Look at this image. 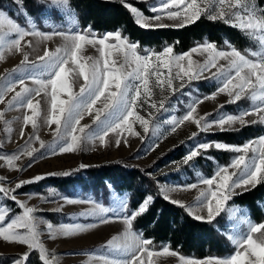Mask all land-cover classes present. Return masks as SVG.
Masks as SVG:
<instances>
[{
	"label": "snow or ice",
	"instance_id": "1",
	"mask_svg": "<svg viewBox=\"0 0 264 264\" xmlns=\"http://www.w3.org/2000/svg\"><path fill=\"white\" fill-rule=\"evenodd\" d=\"M20 2L22 3V0ZM121 2L134 15L135 22L141 28L170 26L152 23V21H161L164 15H167L169 20L177 21L175 25H172L175 27H185L206 16L210 21L220 20L234 28L246 31L249 36L258 39L261 47L264 48V8H258L256 0H218V5L215 0H160L158 6L151 7L154 13L152 17L143 15L126 0ZM51 4L62 11H70V0H51ZM29 23H32L30 18ZM52 28V31L45 33L37 30L33 24L31 30H26L5 12L0 11V58H2L3 50L22 52L23 46H30V41L22 46V41L29 36L43 40L59 36L65 41L63 48H56L54 51L45 49L43 55L38 58L40 62L38 64L30 63L28 54L23 53L20 65L13 69V72L25 71L27 66L38 70L36 76L12 79L11 74H6L0 77V103L5 102L7 93L14 92L11 100L6 102V107L9 110L18 108L30 110L31 116L27 114L23 116V125L31 124L34 131L38 127L37 117L40 115V101L34 102V95L40 96L43 92L46 97L50 96L49 111L45 120L48 125H55L54 146L50 155H55L57 152H73L87 143L95 145L97 141L103 146L106 143L105 138L110 133L126 130L131 135H136L132 127L136 122L141 125L145 133L149 132L150 120L141 116L138 110L144 103H148L146 98L152 95L153 77L155 87L164 92L166 88L173 89L174 79L183 80L187 77L190 81L198 80L204 72L215 68L212 78L220 81L219 92L226 93L235 102L240 101L242 97H248L254 102L253 106L238 115L230 114L218 120L208 121L204 117L199 119L194 117L196 103L202 102L194 101L186 114L171 121L172 131L185 121L195 124L201 131L210 130L214 124L221 130H227L225 125L230 127L237 122L244 125L246 115L264 112V52L253 53L257 57L253 60L246 58L235 48L231 51L218 50L212 42L193 47L189 52L182 54H175L173 48L169 46H165L158 52L151 50L142 52L136 42L123 36L120 31L96 36L91 30L66 33L57 29L55 25H52ZM84 45L93 47L98 45L99 58H84L90 62L82 63L79 53ZM112 49H115L122 58L119 66L112 59ZM192 53H207L208 56L201 64L191 58ZM219 59L227 60V67L217 66ZM185 60L186 65L183 63ZM69 62L78 69L79 76L84 80L79 93L74 94L70 91L71 70L65 67ZM174 69L176 71L173 75ZM162 70H167V74ZM29 78L37 87L30 88L26 85V79ZM17 85L21 86L19 91L15 90ZM183 86V84L180 85L181 88ZM61 94L67 96V99H61ZM214 96L215 94H212L203 99H214ZM102 98V107H95ZM156 107L155 103L149 104L150 109ZM164 107V100H161L159 108ZM85 113L93 117L95 128L81 125ZM4 115L5 113L0 111V121L5 125V130L10 131L7 128L9 121L3 120ZM252 123L257 121L253 120ZM259 123H264V115L260 116ZM20 134L23 136V127ZM196 135L193 133V137ZM58 141L60 143H57ZM30 142L31 138L28 143ZM120 142L119 139L116 141L118 146ZM41 147L44 145L41 144ZM213 147L216 150L231 151L237 155L232 158L230 164L218 166L213 175L201 177L199 181V184L205 185L206 188L201 189L197 197L198 207L206 210V216L198 215L191 210L189 214L196 220H206L209 223L225 210L227 201L233 195L239 194L235 192V189L246 191L264 183V136L245 142L243 145L203 142L190 150V153L183 158V162L188 164L193 158L203 155ZM34 151H29L27 155L32 157ZM22 154L21 151L10 155L5 154L0 158L7 162V167L11 170L15 167L14 162ZM30 166L31 164L27 167ZM23 170L20 169V171ZM41 179L44 177L36 176L33 180L18 182L15 189L0 187V239L9 243L26 245L29 249L15 259L14 264H27L31 252L36 249L39 250V259L42 264H50L46 250L39 239L38 224L41 218L34 215L37 209L28 207L25 202L18 200L16 195V190L23 185L38 182ZM197 187V183H192L175 185L171 190L196 189ZM25 195L35 194L25 193ZM164 199L170 198L165 194ZM5 200H11L18 206L20 212L14 213L13 209L4 203ZM151 200V196L147 197L138 206V210H133L130 216L123 215L125 225L123 238L114 236L107 242L105 247L113 255H99L98 259L102 261V264H155L154 257L178 255L168 247H163L162 250L150 247L153 244L152 240L142 238L132 230L133 221L147 210ZM67 202L78 201L67 200ZM170 202L181 208L185 207L180 201L170 200ZM89 203L93 202L89 201ZM125 207L126 205L121 204L117 212H123ZM99 211L105 213L109 210L100 207ZM120 218L118 215L112 217L101 215L97 223H108L110 219ZM95 226V223L68 224L54 229L51 223L47 225L50 234L55 231L56 234L65 236ZM230 238L236 245L234 254L203 260L180 257V264H264V223L249 222L246 234Z\"/></svg>",
	"mask_w": 264,
	"mask_h": 264
},
{
	"label": "rangeland",
	"instance_id": "2",
	"mask_svg": "<svg viewBox=\"0 0 264 264\" xmlns=\"http://www.w3.org/2000/svg\"><path fill=\"white\" fill-rule=\"evenodd\" d=\"M43 1H48L52 7L56 8L51 4V0ZM129 1L143 2L146 13H143L139 9L138 10L141 11L143 15L148 17L154 16V13L151 11V7L158 6L160 4V0H126L128 4ZM215 2L218 5V0H215ZM56 9L68 20L69 23L73 24L74 19L71 13L62 11L59 8ZM202 17L207 18L206 16ZM152 23H163L165 25H170L165 28H181L172 26L175 25L177 21L169 20L167 15H164L161 21H152ZM30 27L32 28V24H30ZM243 32L247 34L246 31ZM252 38L256 39L254 37ZM256 40L259 42L258 39ZM29 41L30 46H23ZM22 46V52H16L15 50H3L2 58H0V77L5 76L6 74H11L12 79L36 76L38 74V70L28 68L27 66L25 71L13 72V69L20 65V62L23 59V53L28 54L30 63L38 64L40 63L38 58L43 55L45 49L54 51L56 48H63L65 46V41L59 36H53L49 40H43L39 37L29 36L25 38V41H22ZM98 47V45L96 47H93L92 45H84L81 52L79 53L80 61L82 63H88L90 61L84 59L88 57L98 59ZM191 49L186 52H189ZM111 51L113 53L112 59L116 61L117 66H119L120 62L122 61L121 56L116 52L115 49H112ZM259 52H264V48L261 47V44L259 50L254 53ZM207 56V53H192L191 58L194 61L202 64L207 59ZM249 59L255 60L257 57L252 54V57ZM183 63L186 65L187 61L185 60ZM227 65L228 61L225 59H219L217 61V66L227 67ZM65 67L66 69L71 70L69 75L70 91L74 94L79 93L81 85L84 84L83 78L79 76L78 69H75V66L72 65L71 62L65 65ZM162 71L167 74V70ZM175 71L176 70L174 69L173 75L175 74ZM215 71L216 69L212 68L210 71L204 72L201 78L198 80L190 81L187 79V77H185L183 80L174 79L173 89L166 88L164 92H162L160 88L155 87V78L153 77L151 82L152 95L151 97L146 98L148 103H144L143 107L138 110L141 116L150 120L149 132L145 133L141 125L136 122L132 126L133 131L137 133L136 135H131L126 130L118 133H110L109 136L105 138L106 143L103 146H101L99 141H97L95 145L92 143H87L82 145V147L76 151L67 153L57 152L55 155L49 154L52 150V147L54 146L53 142L55 138L53 133L55 131V125H48L45 122L49 111L50 96L46 97L43 92L40 94V96L34 95V102L40 101V115L37 117L38 127L34 131L31 124L27 126L23 125V116L25 114L31 116L30 110L22 108L9 110L6 107V102L11 100L12 96L14 95V92L7 93L4 98L5 102L0 103V111L5 113L3 120L9 121L7 128H9L10 131H6L5 125L2 121H0V157L5 154L10 155L14 153H20L21 151L23 154L20 155L19 159L14 162L15 167L11 170L7 167V162L0 158V181H3L0 183V187L15 189L16 183L33 180L36 176H41L46 179L49 177H58L60 175H64L65 173H68L67 175H69L78 171L79 169H85L88 167L101 165L106 162H113L119 159H127V162L134 166H145L150 164L156 157L173 150L178 145L185 146V157L190 153V150L196 147L193 140L195 138L193 137V133L198 135L201 132L215 133L220 131H235L245 125L251 124H259L264 126V123H259L260 116L264 115V112H261L254 113L252 115H246L244 117V120L246 121L244 125H241L239 122L231 125L230 127L225 125V129L227 130H221L218 125L214 124L210 130L201 131L195 124L191 123L190 121H185L183 124L176 126L175 131H172L173 125L171 121L174 118L178 119L180 116L186 114L189 106L197 100H201L202 102L196 103V112L194 113V117L197 119L204 117L208 121L218 120L221 117L230 115L225 111H221V108L224 105L245 101L248 103V107L245 110L253 106L254 102L248 97H242L240 101L235 102L226 93L219 92L218 88L220 87V81L212 78V73ZM207 80L219 85L218 88L212 93L215 94L214 99H203L206 96L201 97L198 90L196 89L198 82ZM181 84L184 85L182 88L180 87ZM26 85L30 88L37 87V85L34 84L30 78L26 79ZM20 87V85H17L15 90L19 91ZM60 98L67 99V96L61 94ZM161 100H164V108H159ZM102 101L103 98L101 101L97 102L95 107H102ZM151 103H155L157 107L150 109L149 104ZM253 120L257 121V123H252ZM81 125H89L92 128H95V125L93 124V117L85 113L83 119L81 120ZM21 127H23V136L20 134ZM154 127L155 130H153ZM30 138L31 142L28 143ZM118 139L121 141L119 146L116 143ZM57 143L60 142L58 141ZM41 144H43L44 147H41ZM33 150H35L33 152V156L29 157L27 153ZM236 155V153L231 152V157L228 164L231 163L232 158ZM184 157H182L179 161L167 162L164 165L157 167L154 173L155 176H161L169 172L176 173L180 168H182L181 166L185 164L183 162ZM29 164H31V166L27 167ZM82 165L83 167H81ZM217 167L214 169L212 175L217 170ZM20 169L24 170L20 171ZM196 175L198 178L193 182L198 184L196 189H179L172 191V186H175L176 184L170 183L168 181L160 182L158 186L163 197L165 194H167L170 198L168 201L177 200L183 203L185 205L184 209L188 214L189 210H191L198 215L206 216V210L199 208L197 201L200 190L206 188L205 185L199 184V181L201 177L206 176L202 175L201 173H197ZM31 184L32 183L25 184L22 187ZM49 186L50 185L45 184L43 186L44 192L42 193L33 191L25 192L35 194L31 196L25 195V193L19 194L18 189L16 190V195L17 199L21 202H25L28 207L37 209L34 215L41 218L40 223L38 224V231L40 233L39 239L46 250L50 264H102V261L98 259L99 255H113V253L105 247L107 242L114 236L123 238V232H121V230L122 227L125 228V225L123 223L122 217L123 215H127V207L124 208L123 212H117V209L121 206V204L126 205V195L115 194L111 191V189H109L105 198L104 196H100V193H89L83 197H81L82 195L78 196L79 194L73 197H67L65 196V193L58 192ZM235 192L241 193L243 191H241V189H235ZM67 200L78 202L68 203ZM89 201L93 203H89ZM228 201L225 205V210L216 218H219L226 240L236 250V245L230 237L246 234L248 231L249 222H253L249 218L245 208L228 204ZM100 207L108 209L109 211L101 213L99 211ZM14 209H17V212H14ZM14 209V213L20 212V209L15 204ZM57 209H59V211H57ZM101 215H106L108 217L118 215L121 218L115 220L110 219L108 223H97ZM49 223L54 226V229L59 228L61 225L68 224L87 225L95 223L96 226L93 228H88L85 231H80L65 236L56 234L55 231L50 234L47 227ZM28 251L29 249L26 245L9 243L3 239H0V255L18 254L22 256ZM33 251L37 253L39 259V250L36 249ZM180 257L181 256L179 255L175 257L162 255L160 257H154L153 259L155 264H180ZM9 264H14V261Z\"/></svg>",
	"mask_w": 264,
	"mask_h": 264
},
{
	"label": "trees",
	"instance_id": "3",
	"mask_svg": "<svg viewBox=\"0 0 264 264\" xmlns=\"http://www.w3.org/2000/svg\"><path fill=\"white\" fill-rule=\"evenodd\" d=\"M129 4L146 13L143 2L129 1ZM258 8H264V0H256ZM0 11L5 12L25 29L31 24L41 32H50L55 25L66 33L88 32L96 36L120 31L139 49L162 51L165 46L172 47L175 54H180L206 42L214 43L219 50L235 48L242 55L252 57L260 48V44L243 31L223 21H210L201 17L193 24L181 28H141L135 22L130 11L123 6L121 0H70V11L74 22L68 20L43 0H0ZM227 42V43H226ZM196 89L201 97L212 94L218 84L207 81L197 83ZM245 101L227 104L221 108L231 115H238L248 105ZM264 135V126L259 124L245 125L238 130L199 133L193 139L197 146L203 142H222L227 145H243L245 142ZM186 154V148L178 145L173 150L156 157L148 165L134 166L127 159L106 162L101 165L79 169L69 175L49 177L26 185L19 189V194L27 191L44 192L45 184L65 193L67 197L86 194L107 196L109 189L115 194H125L127 215L151 196L147 210L133 221V232L142 238L150 239V246L160 250L168 247L179 256L194 259L223 258L233 254L234 247L228 243L223 233L219 218L211 223L200 221L190 216L184 208L171 203L161 195L158 184L170 182L176 185L191 184L201 173L210 177L217 166L227 165L231 152L216 150L214 147L203 155L193 158L188 164L181 166L176 173H165L155 176V169L167 162L179 161ZM81 170V171H80ZM5 204L14 209L11 200ZM228 204L245 208L253 223L264 222V183L258 184L237 195L232 196ZM17 212V209H14ZM21 257L18 254L0 255V264H9ZM28 264H42L35 251L31 252Z\"/></svg>",
	"mask_w": 264,
	"mask_h": 264
},
{
	"label": "crops",
	"instance_id": "4",
	"mask_svg": "<svg viewBox=\"0 0 264 264\" xmlns=\"http://www.w3.org/2000/svg\"><path fill=\"white\" fill-rule=\"evenodd\" d=\"M121 232H123V235H124V232H125V228L124 227H122Z\"/></svg>",
	"mask_w": 264,
	"mask_h": 264
}]
</instances>
